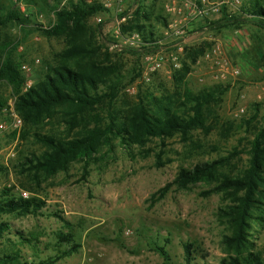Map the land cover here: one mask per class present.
I'll return each instance as SVG.
<instances>
[{"label": "rangeland", "instance_id": "1", "mask_svg": "<svg viewBox=\"0 0 264 264\" xmlns=\"http://www.w3.org/2000/svg\"><path fill=\"white\" fill-rule=\"evenodd\" d=\"M21 1L25 5L24 13L30 16L29 24L21 28L11 23L0 29V54L7 44V51L13 52L12 64L24 78L22 91H26L30 89L28 83L34 86L51 66L57 65L58 54L70 45L66 37H47L43 33L56 24L55 8L81 0H37V5ZM126 1L130 8H138L135 0ZM95 2L103 10L86 22L89 31L95 34V45L102 55L114 56L129 79L138 74L120 95L123 109L141 90L150 89L160 97L173 95L174 74L182 69L188 51L195 47L203 46L206 52L219 44L222 57L238 67L241 74L220 77L209 64L200 67L191 64L192 71L181 86L182 93H199L215 85L229 86L222 103L212 107L208 122L214 125V130L209 134L197 131L189 141L181 136L164 142L152 139L145 147H127L115 140L112 146L102 147L91 160L74 162L67 171L52 177L36 178L32 172L21 174L18 166L32 153L40 154L44 150L35 140V132L70 134L61 119L62 109L36 127L23 125L20 132L0 131V193L10 189L22 198V192H27L28 199L44 203L38 214L2 216L9 222L11 231L0 246V257L19 253L22 260L29 262L46 260L69 246L59 243L60 235H72L80 248L56 264H186L184 245L188 243L196 249L193 264H220L227 257L223 240L229 230L218 214L229 201L223 193L213 192L219 182H199L184 190L174 181L181 169L225 157L233 159L219 171L220 175L239 174L248 166L249 142L254 131L264 126V62L257 67L250 66L246 60L252 57L249 52L258 38L262 39L264 52V33L252 26L218 32L209 27L216 20L202 23L184 52L177 53L181 66L172 69L173 64L168 60L142 85L145 71L142 52L108 50L117 27V14L115 9L103 7L104 0ZM151 2L148 0L147 4L152 5ZM9 8L21 10L14 0H0V9ZM157 8L162 13V6ZM97 16L102 17L103 23L96 21ZM0 98L7 101L6 106L17 99L13 86L4 80L0 81ZM254 117L250 126H243ZM18 233L28 239L34 237L39 243L23 245ZM250 238L254 252L264 262V220L254 224ZM159 247L167 252L166 256L160 254Z\"/></svg>", "mask_w": 264, "mask_h": 264}, {"label": "trees", "instance_id": "2", "mask_svg": "<svg viewBox=\"0 0 264 264\" xmlns=\"http://www.w3.org/2000/svg\"><path fill=\"white\" fill-rule=\"evenodd\" d=\"M147 1L135 0L138 8L131 29L141 32L146 42L154 43L158 40L154 21L166 22L162 13L157 11L156 0H150L152 5ZM24 2L37 5V0ZM102 10L96 2L91 4L86 0L55 8L56 24L43 33L47 37H66L70 45L58 54L57 65L51 66L44 77L26 91H22L24 78L12 64L13 52L7 51V44L1 50L0 81L13 86L17 95L15 109L24 125L36 127L62 109V122L70 132L66 136L35 132L34 138L44 150L40 154L32 153L19 164L21 174L32 172L36 178L39 175L52 177L60 171H67L74 162L91 160L102 147L112 146L115 140L127 147H145L152 139L164 142L181 136L189 141L197 131L209 134L214 130V125L208 122L212 107L222 103L229 86L215 85L199 93L181 92L182 84L192 71L191 64L205 51L203 46L190 49L182 69L175 72L173 95L160 97L150 89L141 90L126 108L120 106L123 89L138 74L129 79L114 56L102 55L101 49L95 45V34L89 31L86 22ZM1 11L4 10L0 9V29L11 23L21 28L29 24L30 16L19 9ZM244 26H252L264 33V0H243L239 12L232 16L225 13L221 20L209 25L210 30L218 32ZM261 41L258 38L253 42L249 52L252 57L245 59L250 66H263ZM6 105L7 101L0 98V116ZM255 119L245 121L243 126H250ZM249 147L248 166L239 174H219L233 159L225 157L192 169H181L174 181L179 189L184 190L199 182H219L213 192L223 193L229 201L218 214L229 230L223 240L227 257L221 259L220 264H264L260 254L254 252L250 238L254 224H261L264 220V126L254 131ZM43 205L35 198L17 197L10 189L1 192L0 246L11 231L9 222L2 216L38 214ZM17 235L23 245L39 243L34 237L28 239L21 233ZM59 243H68L69 246L60 249L55 257L29 262L22 260L19 253H6L0 257V264H56L80 248L72 235H60ZM157 250L162 256L167 255L163 248ZM184 250L186 264H193L194 244H185Z\"/></svg>", "mask_w": 264, "mask_h": 264}, {"label": "built area", "instance_id": "3", "mask_svg": "<svg viewBox=\"0 0 264 264\" xmlns=\"http://www.w3.org/2000/svg\"><path fill=\"white\" fill-rule=\"evenodd\" d=\"M16 4L25 11V5L21 0H14ZM163 4L166 24L161 30L156 31L158 40L154 43L146 42L141 32L132 30L131 25L135 23V10L127 5L126 0H104L103 7L106 10L116 11V24L113 40L108 43L109 51L122 52L125 49H134L142 52L143 67L145 69L141 83L147 84L150 81V74L160 71L168 60L173 64L172 69L181 66L180 55L184 52L185 46L193 34L197 33L200 24L206 21H213L214 17L221 14L225 8L230 14L240 11L243 0H159ZM89 3L95 0H88ZM98 23H103L100 16L96 17ZM223 51L219 44L204 52L195 62L200 67L209 64L216 75L225 77L230 74L237 77L241 74L238 67L232 66L230 61L224 59ZM28 69V66H24ZM33 86L32 82L28 87ZM136 88L133 87L135 91ZM15 101L12 100L6 106L0 118V131H17L23 128V120L15 109ZM22 198L28 199L27 192H22Z\"/></svg>", "mask_w": 264, "mask_h": 264}, {"label": "crops", "instance_id": "4", "mask_svg": "<svg viewBox=\"0 0 264 264\" xmlns=\"http://www.w3.org/2000/svg\"><path fill=\"white\" fill-rule=\"evenodd\" d=\"M156 3L158 4V5H161L162 6V9H163V4L161 3V1H159V0H156ZM229 14V16H232V14H230L229 12H228V10H226L225 8L222 10V12H221V14H219V15H217V16H215L214 17V19L213 20H216V22L217 21H219V20H221V18L223 17V15L224 14ZM162 15H163V17H164V10H162ZM234 15V14H233ZM164 19H165V22H166V17H164ZM154 21V20H153ZM208 21H206L205 23H207ZM154 25H155V27H156V30L157 31H159V30H161L162 29V27L165 25V24H163V22L161 23V22H157V21H154ZM198 30V29H197ZM195 34H193L192 36H194ZM192 38V37H191ZM191 40V39H190ZM189 40V41H190ZM188 41V42H189Z\"/></svg>", "mask_w": 264, "mask_h": 264}]
</instances>
